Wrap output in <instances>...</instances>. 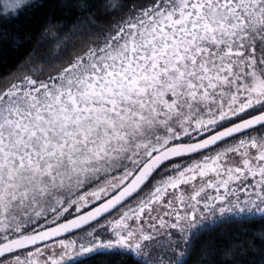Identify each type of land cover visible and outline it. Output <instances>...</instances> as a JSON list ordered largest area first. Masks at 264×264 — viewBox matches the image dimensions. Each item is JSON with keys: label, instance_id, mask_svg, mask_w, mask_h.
I'll list each match as a JSON object with an SVG mask.
<instances>
[{"label": "snow or ice", "instance_id": "snow-or-ice-1", "mask_svg": "<svg viewBox=\"0 0 264 264\" xmlns=\"http://www.w3.org/2000/svg\"><path fill=\"white\" fill-rule=\"evenodd\" d=\"M51 7L78 43L0 73V264H264V0Z\"/></svg>", "mask_w": 264, "mask_h": 264}, {"label": "trees", "instance_id": "trees-1", "mask_svg": "<svg viewBox=\"0 0 264 264\" xmlns=\"http://www.w3.org/2000/svg\"><path fill=\"white\" fill-rule=\"evenodd\" d=\"M53 2L54 0L31 1L30 6H26L19 11L18 18H12L8 23H0V29L11 34L8 41L0 45V73H6L14 69L29 52L37 55L41 64L53 63L58 57L64 55L65 50L71 49L74 44L78 43V37L74 35H69L66 43L62 42L63 33L56 36L55 40L49 39L51 33L41 35L43 28L47 24L48 16L52 12L51 5ZM101 2L107 4L108 0H101ZM65 12L71 13V10L65 9ZM13 15L15 16L16 14ZM28 34H31L32 38L24 43L20 51H16L11 47L13 35L19 36L23 40ZM58 44L59 48L56 50V55L49 57L48 55L52 52L54 46ZM33 49H35L34 52ZM222 227L240 232L241 237L244 239H251L253 238V231L245 232L243 230H258L261 225L258 223L249 225L245 222Z\"/></svg>", "mask_w": 264, "mask_h": 264}, {"label": "rangeland", "instance_id": "rangeland-1", "mask_svg": "<svg viewBox=\"0 0 264 264\" xmlns=\"http://www.w3.org/2000/svg\"><path fill=\"white\" fill-rule=\"evenodd\" d=\"M31 1H35V0H30ZM50 40H55L56 37L52 36V34H50ZM58 49L57 45L54 46V49L52 50V52L48 55L49 57H52V56H55L56 54V50ZM34 59L36 60V64L37 65H40L41 64V61L39 60L40 58L37 56V55H33ZM179 162V161H177ZM70 238V237H69Z\"/></svg>", "mask_w": 264, "mask_h": 264}]
</instances>
